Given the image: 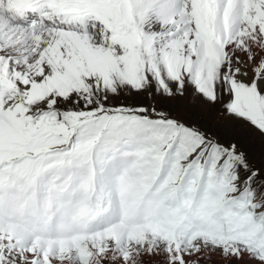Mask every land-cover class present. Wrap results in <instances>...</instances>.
<instances>
[{"label": "snow or ice", "instance_id": "1", "mask_svg": "<svg viewBox=\"0 0 264 264\" xmlns=\"http://www.w3.org/2000/svg\"><path fill=\"white\" fill-rule=\"evenodd\" d=\"M0 264H264V0H0Z\"/></svg>", "mask_w": 264, "mask_h": 264}, {"label": "rangeland", "instance_id": "2", "mask_svg": "<svg viewBox=\"0 0 264 264\" xmlns=\"http://www.w3.org/2000/svg\"><path fill=\"white\" fill-rule=\"evenodd\" d=\"M128 102H132V101H128ZM176 107H178V106H174L173 107V110H175ZM207 122L210 125V118H209V120ZM247 146L249 147V149L251 151L255 152L257 158L259 159V157H260V147H259V144L257 142H248Z\"/></svg>", "mask_w": 264, "mask_h": 264}, {"label": "bare ground", "instance_id": "3", "mask_svg": "<svg viewBox=\"0 0 264 264\" xmlns=\"http://www.w3.org/2000/svg\"><path fill=\"white\" fill-rule=\"evenodd\" d=\"M162 259V258H161Z\"/></svg>", "mask_w": 264, "mask_h": 264}]
</instances>
